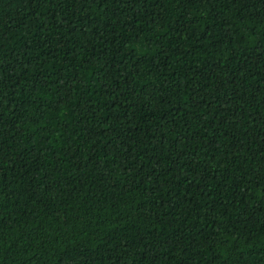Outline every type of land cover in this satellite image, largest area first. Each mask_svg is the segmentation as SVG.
Wrapping results in <instances>:
<instances>
[{
  "label": "trees",
  "instance_id": "1",
  "mask_svg": "<svg viewBox=\"0 0 264 264\" xmlns=\"http://www.w3.org/2000/svg\"><path fill=\"white\" fill-rule=\"evenodd\" d=\"M0 264H264V0H0Z\"/></svg>",
  "mask_w": 264,
  "mask_h": 264
}]
</instances>
